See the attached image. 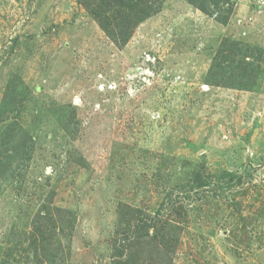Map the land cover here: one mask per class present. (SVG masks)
<instances>
[{"label":"rangeland","instance_id":"1","mask_svg":"<svg viewBox=\"0 0 264 264\" xmlns=\"http://www.w3.org/2000/svg\"><path fill=\"white\" fill-rule=\"evenodd\" d=\"M157 6L0 0V264H264V0Z\"/></svg>","mask_w":264,"mask_h":264},{"label":"trees","instance_id":"2","mask_svg":"<svg viewBox=\"0 0 264 264\" xmlns=\"http://www.w3.org/2000/svg\"><path fill=\"white\" fill-rule=\"evenodd\" d=\"M83 4L89 11V13L98 20L100 25L110 33L109 29L106 27L105 21H114L115 24H118L119 27H124L123 32L129 33L127 26L131 24L139 23L151 14H154L157 11V3H161L162 0H78ZM209 1L211 0H189V2L195 5L197 8L202 11L209 12L210 6ZM217 1V0H213ZM211 13V12H210ZM122 20L125 23V26L121 25L118 20ZM108 23V22H107ZM109 23L107 25H110ZM122 33V32H121Z\"/></svg>","mask_w":264,"mask_h":264}]
</instances>
